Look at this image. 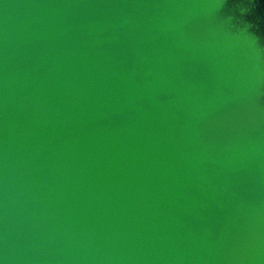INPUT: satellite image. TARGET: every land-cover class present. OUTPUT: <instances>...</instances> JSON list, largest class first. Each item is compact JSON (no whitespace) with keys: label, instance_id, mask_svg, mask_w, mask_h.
<instances>
[{"label":"water","instance_id":"obj_1","mask_svg":"<svg viewBox=\"0 0 264 264\" xmlns=\"http://www.w3.org/2000/svg\"><path fill=\"white\" fill-rule=\"evenodd\" d=\"M0 264H264V0H0Z\"/></svg>","mask_w":264,"mask_h":264}]
</instances>
